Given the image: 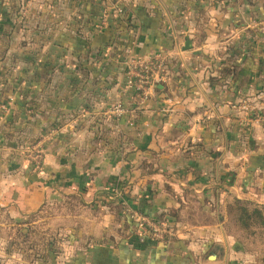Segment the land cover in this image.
<instances>
[{
	"label": "crops",
	"instance_id": "crops-1",
	"mask_svg": "<svg viewBox=\"0 0 264 264\" xmlns=\"http://www.w3.org/2000/svg\"><path fill=\"white\" fill-rule=\"evenodd\" d=\"M66 30L74 50L59 57ZM154 54L167 76L136 114L112 115L130 105L126 64ZM261 93L264 0H0V229L25 244L0 260L190 264L181 244L135 238L128 212L185 236L191 199L264 204V125L235 108ZM37 145L40 168L25 156Z\"/></svg>",
	"mask_w": 264,
	"mask_h": 264
},
{
	"label": "rangeland",
	"instance_id": "rangeland-1",
	"mask_svg": "<svg viewBox=\"0 0 264 264\" xmlns=\"http://www.w3.org/2000/svg\"><path fill=\"white\" fill-rule=\"evenodd\" d=\"M106 17L103 18V20ZM106 21V20H105ZM105 21L99 23V29H104ZM67 24V23H66ZM65 24V25H66ZM63 46L65 50L63 52H58L57 56L59 57H71L74 50L73 36L71 33H64ZM71 49H70V48ZM160 54H154L148 56V58H133L128 64H126L129 73L127 74L126 87L128 95L133 94V88L136 84V75L141 71L146 72V66H150L152 59ZM134 60V61H133ZM133 61V62H132ZM139 62H144L140 69ZM150 68V67H149ZM131 94V95H132ZM34 166V164L32 163ZM235 199V198H234ZM233 199V200H234ZM239 199V198H237ZM231 200L227 204L233 202ZM242 200V199H239ZM253 202L257 205L264 206L255 202L254 200H242ZM211 204V206L209 205ZM199 202L191 199L189 208L183 211V220L175 218V220H180L185 222L186 225L189 224L187 234L185 236L174 235L173 243L175 245L181 244V247L177 249L178 251V260H189L190 264H204L207 260L209 254L217 250L223 255L220 260H208L206 264H264V233L260 231L256 236H246L237 232L234 225L228 219L227 206L214 205L212 201L206 199L205 207H200ZM207 206V207H206ZM55 209L48 210L47 213L43 216V220H46V225L56 229ZM182 214V213H181ZM53 218V220H52ZM52 220V221H51ZM200 222V223H199ZM194 225V226H193ZM204 226H210V228ZM39 227L42 228V222L39 224L31 225L29 228L31 230H36V237H32L29 243L38 247L40 245L41 239H39L38 230ZM187 227V226H186ZM195 227H201V232H209V237L212 236V239L205 240L202 236L198 234ZM48 228V227H47ZM194 231L191 232L190 229ZM41 230V229H40ZM183 230V229H182ZM185 230V229H184ZM200 232V231H199ZM55 234V233H52ZM190 234V235H189ZM211 234V235H210ZM15 232L11 229L7 231V227L0 229V251H5L8 248L22 249L25 244L24 241L14 239ZM49 237L46 238V245L49 250L55 248V243L60 241L59 238H51V234L48 233ZM176 239V240H175ZM56 241V242H55ZM0 264H8L6 260L1 259Z\"/></svg>",
	"mask_w": 264,
	"mask_h": 264
},
{
	"label": "built area",
	"instance_id": "built-area-1",
	"mask_svg": "<svg viewBox=\"0 0 264 264\" xmlns=\"http://www.w3.org/2000/svg\"><path fill=\"white\" fill-rule=\"evenodd\" d=\"M143 63L144 62H139L140 69ZM166 64V58L163 55H156L152 59L150 66H146V72L141 73L140 71L136 75L137 81L130 98V105L127 108L118 105L117 108L112 111V115H116L120 118L136 114L138 106L146 102L151 92L155 91L158 87L159 82L163 81ZM235 108L243 113L249 122H256L264 125V93L243 99L235 105ZM47 141H49V139ZM42 149V145H37L28 149L25 154L26 158L31 160L36 168H40L45 161V155ZM128 214L132 221V232L135 238L153 239L155 242L166 246L172 244L174 232L169 221L165 219H155L138 211L130 210Z\"/></svg>",
	"mask_w": 264,
	"mask_h": 264
},
{
	"label": "trees",
	"instance_id": "trees-1",
	"mask_svg": "<svg viewBox=\"0 0 264 264\" xmlns=\"http://www.w3.org/2000/svg\"><path fill=\"white\" fill-rule=\"evenodd\" d=\"M87 7H89L87 1H84ZM93 4V1L90 2V5ZM89 23V20H88ZM108 33L110 31L108 30ZM110 42H114L112 37H110ZM115 40V39H114ZM167 64L165 75L167 76ZM157 90V88L155 89ZM227 213L228 219L232 222L237 232L242 234L244 237L246 236H256L260 231L264 233V206L257 205L253 202L242 201L237 198L233 200V202L227 204ZM156 219V218H155ZM169 221V224L172 229H174V225L170 222V218H163ZM30 234V232H29ZM22 237H25L22 234ZM34 248V246H32ZM264 262V258H263Z\"/></svg>",
	"mask_w": 264,
	"mask_h": 264
},
{
	"label": "water",
	"instance_id": "water-1",
	"mask_svg": "<svg viewBox=\"0 0 264 264\" xmlns=\"http://www.w3.org/2000/svg\"><path fill=\"white\" fill-rule=\"evenodd\" d=\"M192 48V43H191V41H188L187 43H186V48H185V50H189V49H191ZM222 253L221 252H219V251H217V250H214V251H212L210 254H209V256L207 257V260H206V262L208 261V260H220L221 259V257H222Z\"/></svg>",
	"mask_w": 264,
	"mask_h": 264
}]
</instances>
